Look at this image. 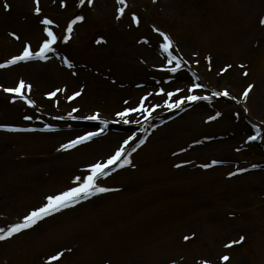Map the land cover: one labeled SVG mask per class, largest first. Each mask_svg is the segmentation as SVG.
<instances>
[{
    "label": "rangeland",
    "instance_id": "rangeland-1",
    "mask_svg": "<svg viewBox=\"0 0 264 264\" xmlns=\"http://www.w3.org/2000/svg\"><path fill=\"white\" fill-rule=\"evenodd\" d=\"M76 16L82 19L65 33ZM45 17L57 36L47 60L0 67V124L62 129L0 131L2 229L46 195L75 186L88 164L133 136L110 129L61 149L83 131L69 118L95 113L131 122L188 95L192 83L201 85L192 94L217 99L154 128L129 163L96 181L110 191L0 240V264H264V136L260 144L246 141L249 122L264 125V0H0V64L25 44L39 49ZM160 32L200 82L185 69L166 70ZM20 80L29 86L21 89L25 99L4 91ZM125 107L140 110L117 117Z\"/></svg>",
    "mask_w": 264,
    "mask_h": 264
},
{
    "label": "snow or ice",
    "instance_id": "snow-or-ice-1",
    "mask_svg": "<svg viewBox=\"0 0 264 264\" xmlns=\"http://www.w3.org/2000/svg\"><path fill=\"white\" fill-rule=\"evenodd\" d=\"M34 3L37 2V0H33ZM80 2L82 3L83 0H80ZM88 3L91 4L92 0H88ZM118 3L123 4L124 0H118ZM61 6H63V0H61ZM3 7L5 9H7L9 7V5L7 3H5L3 5ZM34 11L36 13L40 12V9L37 7L34 9ZM123 11V9L121 8H117V13H121ZM82 19L81 16H76L74 18V20H70L68 22L67 28L64 30L65 33L71 31L72 29V25L77 22L80 21ZM133 23L136 22V17L133 16L132 17ZM41 24L45 25V27L43 28V32L46 34V38H44L42 40V42L39 44V49L33 53L32 51H30L29 46L27 44L24 45L23 50L15 56H12L5 64H0V67H6L7 65L13 64L17 61H26L29 60L31 58H33L34 56L39 58V59H46L45 53L52 51V45L56 42L57 40V36L56 34L49 28L47 27V25H51L53 23L52 20L48 19L47 17H45L44 19H42L40 21ZM260 23L262 25H264V17H261L260 19ZM160 36L163 38V42L159 45V48L167 54V62H166V70L168 72H173L175 73L177 71V69H179L181 67V63L178 60V57L173 55V53L169 50L171 45H172V41L171 39L164 33V32H160L159 33ZM63 39L66 41L68 39V35L65 34ZM99 42V40L97 41ZM205 59H208V57H205ZM175 61V66L173 67H167L168 64H172ZM65 63L67 64V61H65ZM29 86L25 84V82L23 80H20L19 82L16 83L15 87L12 88H5L4 91L8 92V93H15L17 96H19L21 99H25L24 95L21 93V89H27ZM201 85L196 84V83H192L190 85V87L187 89L188 91V95L186 96H182L180 99H176L174 102L169 103V101L167 99L164 100V104L168 107V108H179L182 104V102L184 101H197V100H207L208 96H199V95H194L193 90L194 89H198L200 88ZM252 87V85H248L247 88H245L244 93H242V97H244L247 92L249 91V89ZM63 89H61L60 91H62ZM176 91H179V89H177ZM47 95L52 96L54 95V93H48ZM79 95V93L74 92L71 96H68V99L71 100L73 99L74 96ZM168 97H172L174 95L173 92H168L167 93ZM212 95H228L227 91H224L222 93H217V92H213ZM141 102H143L144 97H141ZM26 103H31V101L29 100H25ZM153 107H156L155 105H153ZM139 107L137 108H127L125 107L122 111H118L115 115L117 117H126L130 112H136L139 111ZM73 111H76L75 109H73ZM216 115L218 116L219 113H216ZM84 119H91V120H96L98 118L97 114H92L91 116L88 117H83ZM24 119H30V117H24ZM208 120H212L214 119L213 116H209L207 118ZM124 123H129L130 121L127 119L123 120ZM132 123H136V121H131ZM101 123H106L105 121H101ZM0 127H8L6 125H0ZM48 125H45V128H47ZM97 132H88L85 133L82 136H77L75 139L73 140H69L67 143L65 144H61L60 148L61 149H66V148H71L74 145L80 144L88 139H90L92 136L97 135ZM133 135H135V133H133ZM133 139V136H128L126 139H124L122 141V143L119 145V147H117L115 149V151L108 155L107 158L103 159V160H98L94 163H90L88 164L87 167V171L88 174L87 175H83L82 177H74L73 180L75 182V186H71L68 187L62 191H58L54 194H49L46 195L43 198V202L38 206V207H34L33 209L29 210L25 215L22 216V218H20V220L18 222L15 223H11L9 225H7L6 230L0 228V240H4L6 238H9L11 236H13L15 233L20 232L22 229H27L32 227L33 225H35L38 221L44 219L47 216H50L51 214L60 211L63 208H66L68 206H70L71 204L77 203L79 200L81 199H86L87 197L96 194V193H103L106 191H110V189H107L105 187L99 186L96 183V180L98 177H103L106 176L107 173V169L109 168V166H113L115 165V167H121L124 164L129 163V159L127 155H124L125 152V146L129 144V141H131ZM247 139L249 141L256 139L255 136H251L249 135L247 137ZM144 141L140 140L139 143L142 144ZM134 150V149H133ZM217 161L213 160L212 164H216ZM201 167H209L208 164H203L201 165ZM252 167H256V165H252ZM237 171H245V169H237ZM229 176L234 175V173L229 172L228 173ZM189 237L185 236L184 239L187 240ZM244 239L243 236H241L238 240L236 241H230L227 246H230L232 243H240L242 240ZM61 255L60 252H57L55 254V256H50L49 260H56L59 256ZM222 261L223 260H227L228 257L227 256H222L220 258ZM203 264V262H202Z\"/></svg>",
    "mask_w": 264,
    "mask_h": 264
},
{
    "label": "bare ground",
    "instance_id": "bare-ground-1",
    "mask_svg": "<svg viewBox=\"0 0 264 264\" xmlns=\"http://www.w3.org/2000/svg\"><path fill=\"white\" fill-rule=\"evenodd\" d=\"M147 57H148V59L152 60V57H153V56H150V55H149V56H147ZM5 70H6V69H5ZM5 70H4V71H5Z\"/></svg>",
    "mask_w": 264,
    "mask_h": 264
}]
</instances>
